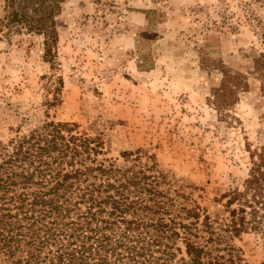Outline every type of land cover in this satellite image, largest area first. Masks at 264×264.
I'll list each match as a JSON object with an SVG mask.
<instances>
[{
  "label": "rangeland",
  "instance_id": "1",
  "mask_svg": "<svg viewBox=\"0 0 264 264\" xmlns=\"http://www.w3.org/2000/svg\"><path fill=\"white\" fill-rule=\"evenodd\" d=\"M4 15L0 0L1 143L45 116L74 123L115 166L124 151L153 154L181 194L224 222L222 194L240 190L251 155L264 157V67L252 62L264 50V0H63L50 63L42 37L6 31ZM226 73L247 85L221 113L211 91ZM232 243L260 264L264 220Z\"/></svg>",
  "mask_w": 264,
  "mask_h": 264
},
{
  "label": "trees",
  "instance_id": "2",
  "mask_svg": "<svg viewBox=\"0 0 264 264\" xmlns=\"http://www.w3.org/2000/svg\"><path fill=\"white\" fill-rule=\"evenodd\" d=\"M2 1L6 31L17 24L41 36L50 63L63 0ZM252 62L264 67V50ZM243 78L223 75L211 91L217 111L235 103ZM102 154L99 136L47 116L0 142V264H247L232 241L261 231L263 156L251 155L240 190L222 194L227 218L218 225L181 194L153 154L121 152L122 166L98 159Z\"/></svg>",
  "mask_w": 264,
  "mask_h": 264
}]
</instances>
